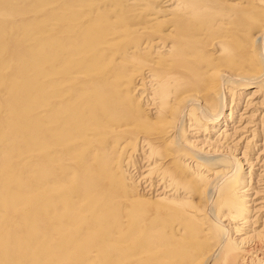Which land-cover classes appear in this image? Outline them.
<instances>
[{
    "label": "bare ground",
    "instance_id": "bare-ground-1",
    "mask_svg": "<svg viewBox=\"0 0 264 264\" xmlns=\"http://www.w3.org/2000/svg\"><path fill=\"white\" fill-rule=\"evenodd\" d=\"M0 264H264V0H0Z\"/></svg>",
    "mask_w": 264,
    "mask_h": 264
}]
</instances>
